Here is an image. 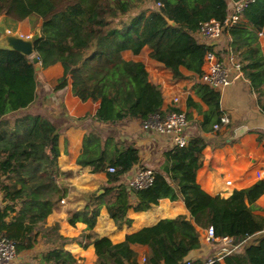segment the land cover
<instances>
[{"label": "trees", "instance_id": "trees-1", "mask_svg": "<svg viewBox=\"0 0 264 264\" xmlns=\"http://www.w3.org/2000/svg\"><path fill=\"white\" fill-rule=\"evenodd\" d=\"M238 1L0 0V15L6 23L33 16L38 19L35 50L41 67L60 62L64 68L54 90L64 89L70 77L74 95L99 102L94 115L73 118L86 127L77 164L92 172H105L107 180L102 193L93 190L80 195L85 205L69 211V222L82 221L93 229L105 206L117 227L131 226L130 209L146 211L163 198L182 199L190 212V217L164 218L128 233L120 242L83 233L95 247L96 264H139L133 244L148 246L145 264H186L189 252L201 246L199 227L210 226L216 236H229L235 243L258 236L257 241L225 254L224 264H264V215L256 213L257 201L264 194V177L228 196L208 193L197 180L208 144L223 146L230 137L231 143L237 141L232 138L234 125L229 124L228 136L219 130L210 139L201 135V130L213 132L224 113L218 90L201 81L194 84L195 95L208 107L203 110L199 101L187 98L188 119L193 118L192 110L202 114L197 133L188 145L164 151L161 161L150 167L155 179L146 188L130 191L122 181L141 163L140 148L115 136L104 139L85 124L88 119L113 124L136 119L144 124L157 114L164 116L161 86L151 81L144 62L126 59L124 51L138 55L148 47L150 57L170 70L173 79L188 77L182 68L200 78L207 52L216 51L217 45L200 41L194 32L202 22H223L232 11L231 4ZM242 15L250 26L240 21L226 27L224 32L231 40L223 51L234 54L241 63L264 113V53L259 35L264 29V0L250 2ZM38 76L32 57L0 48V191L4 202L0 234L15 241L17 254L34 248L39 240L49 244L35 263L24 264H83L66 249L72 238L61 234L60 224H47L51 210L69 194L68 187L57 182L60 175L71 173L59 166L60 128L44 114L20 113L36 101ZM214 264L223 263L217 260Z\"/></svg>", "mask_w": 264, "mask_h": 264}, {"label": "crops", "instance_id": "crops-1", "mask_svg": "<svg viewBox=\"0 0 264 264\" xmlns=\"http://www.w3.org/2000/svg\"><path fill=\"white\" fill-rule=\"evenodd\" d=\"M233 5L231 4L230 7L232 8ZM241 21L250 26V22L244 17H242ZM230 40L231 37L226 35L224 41L216 44V52L219 55H226L223 49ZM260 40L264 53V34L260 36ZM150 52L151 49L145 47L138 55L133 54L129 50L124 51L123 55L128 60L144 62L151 81L159 84L163 91L164 104L162 110L166 112L171 107L174 96L180 98L177 106L184 111L187 110V98L189 96L201 103L193 88L194 84L200 81V78L195 77L186 68H182L183 73L188 77L179 80L173 79L171 71L165 68L163 64L152 59ZM43 69L45 70L43 77L44 87L48 86L50 81H52L53 74H55L54 81L64 74V68L60 62ZM49 85L55 87L57 84L53 85L50 83ZM49 87H45L48 91L42 96L38 97L37 95V98L41 99L39 103L41 108L32 110L34 102L29 108L22 109L20 113L44 114L60 128L59 147L61 155L59 157V166L63 171H71V173L60 175L57 178V182L60 185L67 186L69 194L65 197L64 203L59 202L51 210L47 218V224L59 223L61 234L72 238V241L66 244V249L80 259L83 264H96L97 254L95 247L89 243L86 237L82 236L83 233L93 237L107 236L114 242H120L125 239L126 234L154 225L161 219L174 218L180 214L190 217V212L182 199L172 201L169 198H163L159 201V204L154 205L149 210L136 212L130 209L128 215L133 218L131 226L117 227L105 206L101 208L100 215L93 229H88L87 224L82 221H78L74 225L71 224L68 220L69 211L80 210L85 205V201L80 195L86 191L100 190V185L103 182L105 184L107 180L105 172H92L89 167H81L77 164V158L83 146L86 127L77 123L73 118L83 117L87 114L94 115L99 107V102L91 99L83 101L74 95L70 77L68 85L64 89L55 91L53 87V92L50 93ZM39 90L40 83L38 94ZM201 104L203 110L208 109L206 104ZM221 107L224 113L229 114L231 118L229 125H234L232 138L237 139V141L231 143L230 137L223 146L213 147L208 144L201 155L202 165L198 169L197 180L208 193L228 196L234 189L246 188L255 183L260 179L257 176L258 172H261L264 177V113L259 106L255 92H253L248 79L245 77L236 80L221 91ZM192 113L193 118L190 120L189 129L195 135L197 133L196 123L202 119V114L196 110H192ZM85 124H88L93 130L99 131L104 139L108 136H115L117 139L122 140L124 144L133 143L140 148L141 163L135 165L123 177V182H125V178L128 175H131L140 166L155 167L161 161L164 151L172 147L166 137L152 129H145L144 124L140 120H122L113 124L99 123L88 119ZM230 130V127L225 125L221 127L219 132L225 137L230 134ZM215 133L216 130L213 132L201 130V135L206 139H210ZM227 179H232V187L226 186ZM98 180L100 185H98ZM226 189H229L228 194L223 193ZM132 196L134 198V194ZM257 203L259 209L256 210V213L264 215V194ZM2 205H4L3 193L0 191V206ZM199 231L201 233V246L191 250L185 259L204 261L212 257H218L219 261L224 264V255L227 254L226 249L230 245L226 244L221 238L207 239L206 229L199 227ZM249 240L254 242L258 239L252 237ZM49 247V244L39 240L34 248L25 250L18 255H20L23 264L35 263L36 256L43 251H47ZM132 248L137 252L138 263L145 264L143 260L149 255L148 246L133 244ZM161 264L165 263L162 262Z\"/></svg>", "mask_w": 264, "mask_h": 264}, {"label": "built area", "instance_id": "built-area-1", "mask_svg": "<svg viewBox=\"0 0 264 264\" xmlns=\"http://www.w3.org/2000/svg\"><path fill=\"white\" fill-rule=\"evenodd\" d=\"M254 0H240L234 3L232 11L228 17L223 21L217 19H211L209 21L202 22L199 28L194 32V35L203 42L206 43H219L226 38L225 28L230 27L241 21L244 8ZM158 3L157 6H160ZM263 31L259 32L262 36ZM229 37V35H227ZM230 39V38H229ZM245 77L242 70V65L238 61L237 57L232 53H226V55H219L216 51H209L205 56V63L203 65V73L200 76V81L206 85L218 90L220 93L223 89L229 87L236 80ZM179 97H174L173 104L165 112L164 116L159 114L151 117L144 123V128L152 129L155 132L166 137L168 142L172 146H186L190 139L193 137V133L190 132V120L187 117V113L184 110H177ZM231 123L229 114L223 113L220 121L213 125L214 130H220L221 127ZM111 171L114 169L111 168ZM126 175V174H125ZM124 175V176H125ZM259 178H263L261 172L257 175ZM155 179L154 170L150 167H139L131 175L125 178L127 187L131 189H142L150 186ZM227 187L233 186L232 179H227ZM229 189L224 190L226 194ZM222 193V194H223ZM61 203L65 202L63 198ZM207 239H223L230 247L226 249V253H230L240 246H244L250 237L235 243L229 236L218 237L215 235L213 226L206 229ZM16 243L7 236L0 234V264H15L17 258ZM218 257H212L204 261H191L186 260V264H214ZM146 261V258L143 260Z\"/></svg>", "mask_w": 264, "mask_h": 264}, {"label": "rangeland", "instance_id": "rangeland-1", "mask_svg": "<svg viewBox=\"0 0 264 264\" xmlns=\"http://www.w3.org/2000/svg\"><path fill=\"white\" fill-rule=\"evenodd\" d=\"M37 24H38V19L35 16H33L31 18H27V19L22 20V21L17 22V23H14V22L6 23L5 22V19H4V16L1 15L0 16V44L3 43V41H2L3 40V37L5 36V33H8V32L22 35L25 38H30L31 36H34L35 34H37L39 32L37 30L38 28L36 29ZM8 26H9L10 29L8 28ZM47 71H48V69H47ZM44 72H45V70L41 67V69H39L40 90H39L38 97L42 96L45 92L48 91L47 88H45V87H49L50 86L49 87V91H50V93H52L54 86L49 85V84L51 83L53 85L54 84L56 85L58 83L59 79H60V78H58V79H56V81H54L55 80V74H53L52 81H50V83L48 84V86H45L44 87L43 86ZM174 97H176V96H174ZM40 101H41V99L40 98H37L36 101H35L34 106L31 109L32 110H37L38 108H41L39 106ZM3 128H6V125H4ZM98 183H99L98 185H100V181L99 180H98ZM103 183L100 185V187L103 185ZM99 192H100V190H99ZM226 194H228V193H226ZM257 237H255V239ZM251 241L252 240H248L247 243H249ZM15 264H23L20 255H17Z\"/></svg>", "mask_w": 264, "mask_h": 264}, {"label": "water", "instance_id": "water-1", "mask_svg": "<svg viewBox=\"0 0 264 264\" xmlns=\"http://www.w3.org/2000/svg\"><path fill=\"white\" fill-rule=\"evenodd\" d=\"M174 24V22H171ZM39 36V32L35 34L34 36H31L30 38H25L22 35L14 34L11 32L5 33V36L3 37V43L0 44V48H10L13 50H17L29 57H32L33 61L36 64V68L39 70L41 69V63L39 61V57L36 54L35 50V43ZM213 45H216L217 43L213 42ZM104 190L100 189V193H102Z\"/></svg>", "mask_w": 264, "mask_h": 264}]
</instances>
